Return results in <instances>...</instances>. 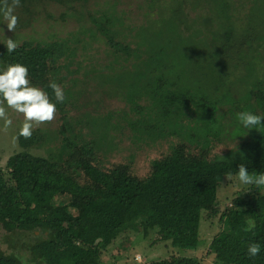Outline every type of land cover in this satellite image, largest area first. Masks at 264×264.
<instances>
[{"label":"trees","instance_id":"16d2710c","mask_svg":"<svg viewBox=\"0 0 264 264\" xmlns=\"http://www.w3.org/2000/svg\"><path fill=\"white\" fill-rule=\"evenodd\" d=\"M50 2L91 24L65 37L25 40L13 53L0 43V71L22 63L53 103L50 81L66 97L50 127L19 137L0 167V225L47 231L26 244L32 264H116L120 256L121 264H264V187L244 186L225 206L217 196L241 163L264 172V127L249 130L237 118L264 115V2L256 1L261 14L250 24L217 30L220 44L197 52L189 29H123L127 15L96 9V0H20L17 29L30 27L37 7ZM218 6L229 19L234 3ZM87 38L103 44L98 59L86 57ZM230 65L250 71L244 95L219 93L232 86ZM81 78L89 87L94 79L113 86L124 106L88 110ZM151 152L140 172L138 157ZM249 220L255 228L245 231ZM251 243L261 246L254 258ZM159 245L163 257L136 258ZM0 264L25 263L0 248Z\"/></svg>","mask_w":264,"mask_h":264},{"label":"rangeland","instance_id":"374dc122","mask_svg":"<svg viewBox=\"0 0 264 264\" xmlns=\"http://www.w3.org/2000/svg\"><path fill=\"white\" fill-rule=\"evenodd\" d=\"M216 1L220 2V0ZM241 1L231 0V3H234V7H231V17L229 19L222 16L221 8L214 0H96L95 3L97 4L94 8H99L100 10L107 9L110 12H113L116 8V10H119L120 15L125 13L129 24L128 27L125 26L123 29H189V32L192 34L191 50L197 52L202 48L207 51L216 44H220L218 43L219 38H217V35L220 36L221 34L216 33L217 30L228 29V26H235V29H238L239 23L250 24L256 18L255 16L261 14L262 9L256 3L257 0L254 4V0H246L243 4ZM259 1L261 4L262 1L264 2V0ZM36 13L37 15L30 27H25L21 30L16 28L15 33L6 31L7 26L4 25V22L0 23V39L10 37L18 43L28 39L47 40L51 36L65 37L77 29L83 28L82 25L84 24L87 27L91 24L89 17L86 18L87 21H79L73 17L75 14H73L72 10L52 2L39 5ZM194 29H196L195 32L193 31ZM85 41L87 42V47L84 48L86 57L88 59L89 56L94 59L101 57L102 46L100 45L103 44L93 41L89 45V38ZM0 43L4 44L3 42ZM89 46L91 54H89ZM219 72V70L215 71L213 76L215 77ZM225 72L227 73L225 76L227 82L232 84V86H222L219 93L228 94L231 97H234V95H244L248 89V75L250 71L244 66L237 67L230 65ZM78 83V87L85 89L88 110L90 107L92 111H99L98 114H100V112L107 113L111 109L116 110L124 106L121 100L114 98L118 94L113 86L104 85L101 80L96 81L94 79L89 87V85L85 84L84 78H81ZM7 114L13 123L11 127L5 129L4 122L0 120V167H5L9 157L19 149L18 139L14 141L13 138L18 136L23 122L22 114H18L12 109H8ZM53 122H47L40 127L48 128ZM51 130H53L52 127ZM36 152L43 153L44 150ZM156 154L151 152L138 157L137 169L142 172L144 170L143 163ZM243 188L244 185L239 184L236 176L229 181L226 178L218 187L217 196L219 203L225 206L229 199L243 191ZM206 228L208 227L205 224L203 228L204 240L209 235ZM38 235L42 236L44 234L40 232L36 234L33 232L25 233L22 231L12 233L0 225V248L8 253L17 254L25 264H32V262H36L37 260H31V255L26 244L32 241L30 239ZM162 249H164L162 245L153 248L145 246L140 251L141 253L136 251L135 255L140 263H144L147 260L163 257L165 254ZM192 255H197V253H192ZM123 258L124 256L117 257L116 264H121Z\"/></svg>","mask_w":264,"mask_h":264},{"label":"clouds","instance_id":"9594fccd","mask_svg":"<svg viewBox=\"0 0 264 264\" xmlns=\"http://www.w3.org/2000/svg\"><path fill=\"white\" fill-rule=\"evenodd\" d=\"M19 6L20 0H0V16H2L8 32L15 33L19 23V17L15 14V10ZM0 42L6 45L7 53H13L19 47L18 42L10 37L0 39ZM48 87L53 90L56 103L51 101L46 91L32 84L26 65L12 63L7 65L6 70L0 71V120L4 122V128L11 127L13 123L8 118V109L23 115L22 126L18 136L13 138L14 141L19 137L30 139L35 128L55 119L56 104L63 103L66 97L63 87L55 81H50ZM237 118L240 124L249 130L264 127V115L243 111L237 113ZM226 177L228 180L233 178L231 173ZM236 179L240 185L264 187V172L250 173L243 163L238 166ZM247 225L245 231L255 228V222L252 220L247 221ZM260 252V244L251 243L248 245L247 255L249 258L258 256Z\"/></svg>","mask_w":264,"mask_h":264},{"label":"flooded vegetation","instance_id":"af4514ba","mask_svg":"<svg viewBox=\"0 0 264 264\" xmlns=\"http://www.w3.org/2000/svg\"><path fill=\"white\" fill-rule=\"evenodd\" d=\"M43 236H44V235H42V236H40V237H43ZM38 238H39V237H36V236H35L33 239H30V240H32L31 242L34 243ZM29 253H30V255H31V251H30V250H29ZM31 260L34 261V260H35V257H31Z\"/></svg>","mask_w":264,"mask_h":264},{"label":"water","instance_id":"95a60500","mask_svg":"<svg viewBox=\"0 0 264 264\" xmlns=\"http://www.w3.org/2000/svg\"><path fill=\"white\" fill-rule=\"evenodd\" d=\"M31 232H33L34 234H36L37 232H40V233H42V234H46V233H47L46 230H34V231H31ZM38 236H39V235H38Z\"/></svg>","mask_w":264,"mask_h":264}]
</instances>
